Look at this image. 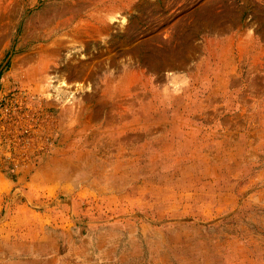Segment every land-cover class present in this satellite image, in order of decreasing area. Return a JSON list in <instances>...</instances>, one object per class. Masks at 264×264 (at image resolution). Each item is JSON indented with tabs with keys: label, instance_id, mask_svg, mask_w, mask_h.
<instances>
[{
	"label": "rangeland",
	"instance_id": "obj_1",
	"mask_svg": "<svg viewBox=\"0 0 264 264\" xmlns=\"http://www.w3.org/2000/svg\"><path fill=\"white\" fill-rule=\"evenodd\" d=\"M0 264H264V0H0Z\"/></svg>",
	"mask_w": 264,
	"mask_h": 264
},
{
	"label": "clouds",
	"instance_id": "obj_2",
	"mask_svg": "<svg viewBox=\"0 0 264 264\" xmlns=\"http://www.w3.org/2000/svg\"><path fill=\"white\" fill-rule=\"evenodd\" d=\"M164 77L165 82L162 86V92L165 98H167L169 94L180 95L185 88L190 86V77L186 73L166 71Z\"/></svg>",
	"mask_w": 264,
	"mask_h": 264
}]
</instances>
